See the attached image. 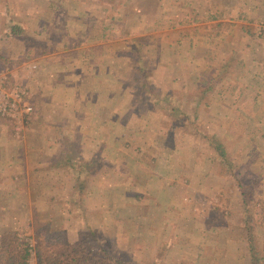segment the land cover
<instances>
[{
    "label": "rangeland",
    "instance_id": "rangeland-1",
    "mask_svg": "<svg viewBox=\"0 0 264 264\" xmlns=\"http://www.w3.org/2000/svg\"><path fill=\"white\" fill-rule=\"evenodd\" d=\"M222 1L0 0V84L33 105L0 115V237L34 248L49 222L123 264H252L250 223L264 252V0Z\"/></svg>",
    "mask_w": 264,
    "mask_h": 264
},
{
    "label": "trees",
    "instance_id": "trees-1",
    "mask_svg": "<svg viewBox=\"0 0 264 264\" xmlns=\"http://www.w3.org/2000/svg\"><path fill=\"white\" fill-rule=\"evenodd\" d=\"M217 20V16L212 17ZM175 24L172 26L174 27ZM22 32L18 25L13 24L11 33L19 35ZM216 149L223 156H227V149L223 142L215 143ZM75 164L79 169V177L82 171L91 169L89 166L94 162H83ZM247 220L253 219V215H248ZM248 220V221H249ZM248 240L252 253V264H264V252H261L255 244L253 235L254 226L250 223L246 225ZM36 244L32 248L27 242L22 241L16 233H4L0 237V264H28L31 256V249L35 252L36 264H115L120 263L113 257L105 253L96 252L92 249L86 238L72 241L62 229H55L49 222L40 223L35 232Z\"/></svg>",
    "mask_w": 264,
    "mask_h": 264
},
{
    "label": "crops",
    "instance_id": "crops-1",
    "mask_svg": "<svg viewBox=\"0 0 264 264\" xmlns=\"http://www.w3.org/2000/svg\"><path fill=\"white\" fill-rule=\"evenodd\" d=\"M212 1H215V2H213L214 3V10H215V14H213V15H210L209 16V18L210 19H212L213 20V16H217L218 18H217V20H214V21H219V20H224L223 18H224V6H223V1L222 0H212ZM157 16H160V15H157V13H156V17ZM223 17V18H222ZM200 23V22H203V21H201V20H199V19H197V21H195V23ZM220 24H222V22H220ZM103 109V108H102ZM111 110V109H110ZM114 112L115 113H113V114H115V118H113V120L114 121H112L111 123H109V124H112V125H115V128H118V125L120 126V128H122L123 126H124V121H123V116H122V114H123V112L121 111H118V109L117 108H115L114 107ZM118 112L121 114V117L119 118L118 117ZM96 113H98V114H100L98 111L96 112ZM120 116V115H119ZM102 117H100V119H101ZM100 119H99V122H100V124H98V127L99 128H101V126H103V128H104V130H105V128H106V125H108L107 123H105V121H100ZM119 119V120H118ZM83 161H87V162H89V161H91L90 159H85V160H83ZM2 162V159H1V157H0V163ZM10 172H9V169H7L6 171H4V173H3V175H4V177H6V178H8L7 176H8V174H9ZM11 174V178H13L14 176H13V173H10ZM0 178H1V176H0ZM6 189V187H3L2 186V184H1V187H0V194L1 193H3L4 191H6L5 190ZM23 192H25V191H23ZM112 191L111 190H109V193H111ZM110 204H111V202H110ZM109 203L108 204H103L102 205V207L101 206H99V208H95V209H90L88 212H91V214H92V217L94 218V221H97V220H95V218H96V216L94 215V213H96L97 214V217H99V219L100 220H102V218H103V216H106L107 215V213H108V210H109V208H111V205H110ZM11 206L9 205V203L8 204H6V201H0V211L3 209V210H6V211H8V209L10 208ZM130 212H131V215L132 216H134L135 214H134V211H136L137 209H135V208H129L128 209ZM106 223H104V222H100L99 221V225L100 226H103V225H105ZM105 228V227H104ZM119 230V229H118ZM151 232H154V231H150V233ZM154 263V262H153ZM154 264H157V263H154Z\"/></svg>",
    "mask_w": 264,
    "mask_h": 264
},
{
    "label": "built area",
    "instance_id": "built-area-1",
    "mask_svg": "<svg viewBox=\"0 0 264 264\" xmlns=\"http://www.w3.org/2000/svg\"><path fill=\"white\" fill-rule=\"evenodd\" d=\"M34 67H36L34 65ZM28 94L25 90L9 92L0 84V115L22 117L33 111V105L26 100Z\"/></svg>",
    "mask_w": 264,
    "mask_h": 264
}]
</instances>
